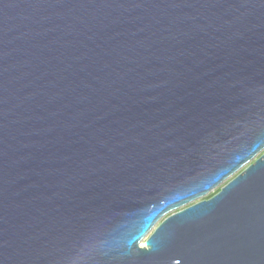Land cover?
Segmentation results:
<instances>
[{
    "label": "water",
    "instance_id": "95a60500",
    "mask_svg": "<svg viewBox=\"0 0 264 264\" xmlns=\"http://www.w3.org/2000/svg\"><path fill=\"white\" fill-rule=\"evenodd\" d=\"M263 150L264 0H0V264H264Z\"/></svg>",
    "mask_w": 264,
    "mask_h": 264
},
{
    "label": "rangeland",
    "instance_id": "374dc122",
    "mask_svg": "<svg viewBox=\"0 0 264 264\" xmlns=\"http://www.w3.org/2000/svg\"><path fill=\"white\" fill-rule=\"evenodd\" d=\"M263 153H264V150H263L261 153H259L258 156H256V158H259ZM256 158H255V159H256ZM255 159L252 160V161H250L249 164H247L246 166H244L243 168H241L238 172H236L234 175L230 176V177L227 178L225 181H223L221 184H219L216 188H214V189H213L211 192H209L206 196H204V197H202V198H200V199H198V200H195L194 202L189 203V204L186 205V206L180 207L179 209L174 210V211L168 213L167 215H165L164 217H162V218H161V219L155 224V226L153 227V229L151 230V232H149V234L147 235L146 238H149V237L154 233V231L159 227V225H160L162 222H164V220H166V218H168L171 214L176 213L177 211H181V210H183L184 208H186V207H188V206H191L192 204H194V203H196V202H198V201H200V200L209 199V198L213 197L214 195H216L217 193H219L220 190H221L226 184H228L233 178H235L238 174H240L242 171H244V170H245V169H246L251 163H253V162L255 161Z\"/></svg>",
    "mask_w": 264,
    "mask_h": 264
},
{
    "label": "bare ground",
    "instance_id": "6f19581e",
    "mask_svg": "<svg viewBox=\"0 0 264 264\" xmlns=\"http://www.w3.org/2000/svg\"><path fill=\"white\" fill-rule=\"evenodd\" d=\"M145 239H146V238H145ZM145 239H144V240H145Z\"/></svg>",
    "mask_w": 264,
    "mask_h": 264
}]
</instances>
